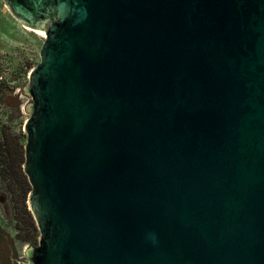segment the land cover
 <instances>
[{
  "label": "water",
  "instance_id": "obj_1",
  "mask_svg": "<svg viewBox=\"0 0 264 264\" xmlns=\"http://www.w3.org/2000/svg\"><path fill=\"white\" fill-rule=\"evenodd\" d=\"M3 2L44 34L23 263L264 264V0Z\"/></svg>",
  "mask_w": 264,
  "mask_h": 264
},
{
  "label": "rangeland",
  "instance_id": "obj_2",
  "mask_svg": "<svg viewBox=\"0 0 264 264\" xmlns=\"http://www.w3.org/2000/svg\"><path fill=\"white\" fill-rule=\"evenodd\" d=\"M43 41V33L24 27L0 0V230L7 236V242L0 243V253L6 255L0 257L25 259V250L39 241L27 205L31 186L23 171L24 128L30 116L25 108L32 104L23 91L30 71L40 63ZM5 264H11L10 260Z\"/></svg>",
  "mask_w": 264,
  "mask_h": 264
},
{
  "label": "flooded vegetation",
  "instance_id": "obj_3",
  "mask_svg": "<svg viewBox=\"0 0 264 264\" xmlns=\"http://www.w3.org/2000/svg\"><path fill=\"white\" fill-rule=\"evenodd\" d=\"M24 202L26 204V200ZM2 242H7V236L4 235V232L0 230V243H2ZM1 248H2V246L0 245V251H1ZM3 255H6V253H4ZM3 255L0 253V256H3ZM6 259H9L11 264H16L17 261L24 264L23 260H26L27 257H25V259L24 258H17V257H0V264H5Z\"/></svg>",
  "mask_w": 264,
  "mask_h": 264
}]
</instances>
